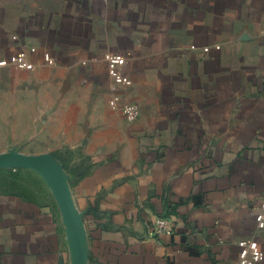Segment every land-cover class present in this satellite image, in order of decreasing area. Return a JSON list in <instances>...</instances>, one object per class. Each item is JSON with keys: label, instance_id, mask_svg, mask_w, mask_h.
<instances>
[{"label": "crops", "instance_id": "1", "mask_svg": "<svg viewBox=\"0 0 264 264\" xmlns=\"http://www.w3.org/2000/svg\"><path fill=\"white\" fill-rule=\"evenodd\" d=\"M14 140L60 162L85 264L264 253V0H0V151ZM9 170L38 180L0 181V264H70L47 185Z\"/></svg>", "mask_w": 264, "mask_h": 264}, {"label": "water", "instance_id": "2", "mask_svg": "<svg viewBox=\"0 0 264 264\" xmlns=\"http://www.w3.org/2000/svg\"><path fill=\"white\" fill-rule=\"evenodd\" d=\"M25 169L37 173L47 185L60 211L70 252V264H85L84 231L81 214L70 195L67 176L58 160L47 153L24 154L15 150L0 153V170Z\"/></svg>", "mask_w": 264, "mask_h": 264}, {"label": "built area", "instance_id": "3", "mask_svg": "<svg viewBox=\"0 0 264 264\" xmlns=\"http://www.w3.org/2000/svg\"><path fill=\"white\" fill-rule=\"evenodd\" d=\"M109 73L111 76L119 78L120 67L123 63L122 58L116 54L108 56ZM120 111L128 122L136 120L138 112L137 106L131 103H123ZM258 230L264 229V203L260 213L255 218ZM174 222L168 217H155L150 226L153 236L166 235L171 236L174 232ZM264 259V253L253 240H242L240 242V251L238 254V264H258Z\"/></svg>", "mask_w": 264, "mask_h": 264}, {"label": "rangeland", "instance_id": "4", "mask_svg": "<svg viewBox=\"0 0 264 264\" xmlns=\"http://www.w3.org/2000/svg\"><path fill=\"white\" fill-rule=\"evenodd\" d=\"M43 147L39 146L38 141H28V142H22V141H13L9 143L6 147H4L1 152H6L9 150H15L24 154H38L39 151L43 150ZM25 173H22V171H17V172H11L9 171H0V174H3L5 177H0V181L6 180V181H23L24 183H30V184H35L38 180L35 175H32L30 171H24ZM22 173V175H20ZM2 176V175H1ZM1 183V182H0Z\"/></svg>", "mask_w": 264, "mask_h": 264}]
</instances>
